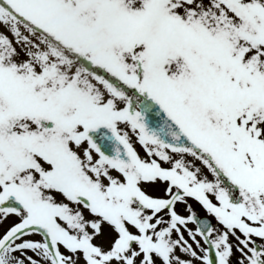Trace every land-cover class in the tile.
<instances>
[{
	"label": "snow or ice",
	"instance_id": "snow-or-ice-1",
	"mask_svg": "<svg viewBox=\"0 0 264 264\" xmlns=\"http://www.w3.org/2000/svg\"><path fill=\"white\" fill-rule=\"evenodd\" d=\"M0 264H264V0H0Z\"/></svg>",
	"mask_w": 264,
	"mask_h": 264
}]
</instances>
